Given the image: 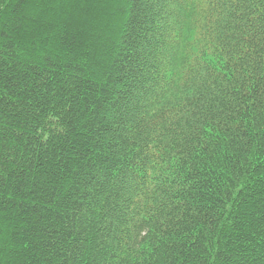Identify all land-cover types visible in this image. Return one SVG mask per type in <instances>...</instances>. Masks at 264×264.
Returning <instances> with one entry per match:
<instances>
[{"label":"trees","instance_id":"trees-1","mask_svg":"<svg viewBox=\"0 0 264 264\" xmlns=\"http://www.w3.org/2000/svg\"><path fill=\"white\" fill-rule=\"evenodd\" d=\"M0 264H264V0H0Z\"/></svg>","mask_w":264,"mask_h":264},{"label":"snow or ice","instance_id":"snow-or-ice-1","mask_svg":"<svg viewBox=\"0 0 264 264\" xmlns=\"http://www.w3.org/2000/svg\"><path fill=\"white\" fill-rule=\"evenodd\" d=\"M54 3H81V4H85V3H94V4H98L100 6H105V5H109L112 3H115L116 0H53Z\"/></svg>","mask_w":264,"mask_h":264}]
</instances>
